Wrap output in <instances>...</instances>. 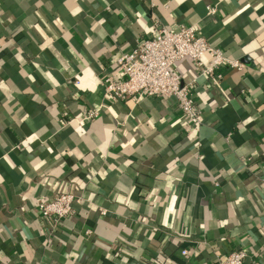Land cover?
<instances>
[{
  "label": "crops",
  "instance_id": "1",
  "mask_svg": "<svg viewBox=\"0 0 264 264\" xmlns=\"http://www.w3.org/2000/svg\"><path fill=\"white\" fill-rule=\"evenodd\" d=\"M181 23L243 65H173L199 125L173 99L103 95L120 53ZM59 192L80 202L42 222L36 205ZM235 250L264 264V0H0V264H215Z\"/></svg>",
  "mask_w": 264,
  "mask_h": 264
},
{
  "label": "built area",
  "instance_id": "2",
  "mask_svg": "<svg viewBox=\"0 0 264 264\" xmlns=\"http://www.w3.org/2000/svg\"><path fill=\"white\" fill-rule=\"evenodd\" d=\"M216 12L214 6H206V16ZM207 55L211 59L210 65L201 67L200 59ZM189 59L199 74L219 77L216 69L221 66L240 70L243 65L236 59H230L216 48L208 45L200 35L196 25L179 24L175 30L164 27L156 28L151 36L141 40L130 51L120 53L115 59L119 72V79L113 81L108 76L100 78L101 91L112 101L137 100L142 97L173 99L175 109L190 126L202 122L201 111L195 105L190 95L188 85H183L177 75L173 73V65L180 59ZM97 109L87 111L81 120H91L97 117ZM229 135H227L228 137ZM226 137V138H227ZM225 138V139H226ZM80 202V198L68 193H55L36 205L38 218L49 221L53 225L72 214V206ZM100 214L105 211L100 209ZM90 231L85 230L87 236ZM186 250L180 255L185 256ZM246 254L243 250L229 252L223 259L214 257L215 264H243Z\"/></svg>",
  "mask_w": 264,
  "mask_h": 264
}]
</instances>
